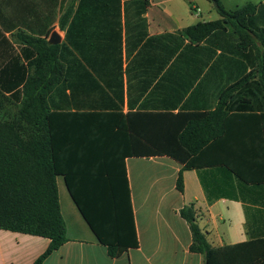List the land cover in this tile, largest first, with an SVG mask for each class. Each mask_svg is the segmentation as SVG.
I'll return each instance as SVG.
<instances>
[{
    "label": "trees",
    "instance_id": "obj_1",
    "mask_svg": "<svg viewBox=\"0 0 264 264\" xmlns=\"http://www.w3.org/2000/svg\"><path fill=\"white\" fill-rule=\"evenodd\" d=\"M64 1L34 2L37 14L20 22L25 29L16 35L23 46L26 70L11 86L0 85V229L49 239V249L35 264H43L67 242L57 177H64L81 215L114 258L139 245L125 158L168 156L183 164L177 179V190L183 193V172L197 167L200 157L218 139L237 130L249 138L255 125L264 135V112H252L247 101L252 89L260 90L264 99V4H246L229 11L220 0H209L220 19L189 26L182 35L199 45L229 32L219 47L224 56L242 58L240 77L220 91L213 110L157 116L123 113L118 92L123 75L120 29L114 31L119 43L107 49L101 46L106 62L90 61L89 55L98 50L95 43L84 40L80 49L74 22L67 25L71 11L60 20L61 30L68 27L66 42L50 44L47 38ZM93 1L83 0L81 8L87 4V8L120 9V0ZM139 1L144 6L149 3ZM113 76L114 82L108 83ZM79 86L108 102L69 110ZM68 89L72 96L66 95ZM236 96L242 99L238 103L242 106L235 107ZM257 104L263 111L264 103ZM153 123L155 141L148 135ZM260 156L264 158V149ZM250 162L240 168L227 160L225 166L245 183L264 184V173H256L259 168ZM101 183L104 189L88 190V185ZM180 215L193 234L190 251L201 254L205 264H264V237L214 247L200 228L193 206L184 207Z\"/></svg>",
    "mask_w": 264,
    "mask_h": 264
},
{
    "label": "crops",
    "instance_id": "obj_2",
    "mask_svg": "<svg viewBox=\"0 0 264 264\" xmlns=\"http://www.w3.org/2000/svg\"><path fill=\"white\" fill-rule=\"evenodd\" d=\"M35 1L39 0H0L2 87L11 86L26 70L27 62L21 54L23 46L16 35L25 29L18 24L32 20L37 14ZM82 1L66 0L59 6L57 21L47 39L55 32L61 44L66 42L68 27L61 30L60 20L71 11L67 25L74 22L80 49L84 40L93 42L98 50L95 55H89L90 61L106 62L101 46L107 49L114 42L119 43L114 31L120 29L123 75L118 92L124 114L159 116L213 110L220 91L240 77L242 58L224 56L219 47L224 45L229 32L217 34L199 45L183 37L182 30L189 26L220 19L218 14V19L205 20L195 0H148L147 6L139 0H120L119 11L97 6L87 8V4L81 8ZM208 4L212 8V2ZM262 4L264 0L258 5ZM184 14L193 20L190 25L183 24ZM23 16L26 20H22ZM112 80L115 76L106 81ZM66 95L72 96L73 92L68 89ZM248 97V106L254 108L252 112L263 113L264 110L257 108V103H264L262 92L252 89ZM241 100L235 97V107ZM106 102L79 86L68 109L77 111ZM150 127L153 131L148 135L155 141V123ZM252 128L249 138L237 130L208 148L197 167L183 172V193L177 190L183 164L168 156L125 158L139 245L118 257H111L108 248L98 241L73 201L64 177H57L67 242L43 264H205L201 254L190 251L193 234L180 215L187 206H193L200 228L214 247L264 237V184L245 183L225 166L228 160L243 168L249 160L259 168L256 173H264V158L260 156L264 135L256 130V125ZM159 129L157 124V141L162 138ZM103 186L102 183L88 185V190H102ZM50 244L44 237L0 229V264H35Z\"/></svg>",
    "mask_w": 264,
    "mask_h": 264
},
{
    "label": "rangeland",
    "instance_id": "obj_3",
    "mask_svg": "<svg viewBox=\"0 0 264 264\" xmlns=\"http://www.w3.org/2000/svg\"><path fill=\"white\" fill-rule=\"evenodd\" d=\"M195 1L198 2V4H200L201 11L203 12V16H204L205 20L211 21L214 18L215 19L219 18V15L216 11L214 3L211 4L212 8H210L208 3H211V2L208 0H195ZM220 1L223 4V6L225 7V9H227L229 11H235L238 8H240L246 4H257L258 5L263 0H220ZM196 9L197 8H195V10ZM192 21L193 20L190 18L189 14H184V23L183 24L190 25ZM66 224H67V226H69V222H66Z\"/></svg>",
    "mask_w": 264,
    "mask_h": 264
},
{
    "label": "water",
    "instance_id": "obj_4",
    "mask_svg": "<svg viewBox=\"0 0 264 264\" xmlns=\"http://www.w3.org/2000/svg\"><path fill=\"white\" fill-rule=\"evenodd\" d=\"M50 44H53V45H60L61 44V39L60 37L58 36L57 33H53L52 34V37L51 39L49 40Z\"/></svg>",
    "mask_w": 264,
    "mask_h": 264
},
{
    "label": "built area",
    "instance_id": "obj_5",
    "mask_svg": "<svg viewBox=\"0 0 264 264\" xmlns=\"http://www.w3.org/2000/svg\"><path fill=\"white\" fill-rule=\"evenodd\" d=\"M197 12H199V9H196Z\"/></svg>",
    "mask_w": 264,
    "mask_h": 264
}]
</instances>
